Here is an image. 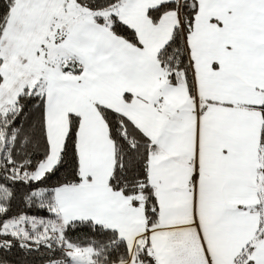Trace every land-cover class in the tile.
Instances as JSON below:
<instances>
[{
	"label": "snow or ice",
	"instance_id": "obj_1",
	"mask_svg": "<svg viewBox=\"0 0 264 264\" xmlns=\"http://www.w3.org/2000/svg\"><path fill=\"white\" fill-rule=\"evenodd\" d=\"M0 264H264V0H0Z\"/></svg>",
	"mask_w": 264,
	"mask_h": 264
}]
</instances>
